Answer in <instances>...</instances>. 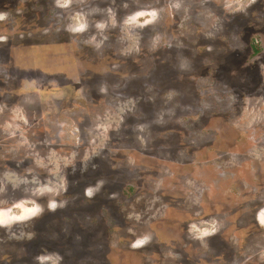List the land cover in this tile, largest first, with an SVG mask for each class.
<instances>
[{"label":"rangeland","instance_id":"rangeland-1","mask_svg":"<svg viewBox=\"0 0 264 264\" xmlns=\"http://www.w3.org/2000/svg\"><path fill=\"white\" fill-rule=\"evenodd\" d=\"M0 264H264V0H0Z\"/></svg>","mask_w":264,"mask_h":264},{"label":"bare ground","instance_id":"bare-ground-1","mask_svg":"<svg viewBox=\"0 0 264 264\" xmlns=\"http://www.w3.org/2000/svg\"><path fill=\"white\" fill-rule=\"evenodd\" d=\"M32 209V208H31ZM34 213V212H33ZM33 216V215H32Z\"/></svg>","mask_w":264,"mask_h":264}]
</instances>
